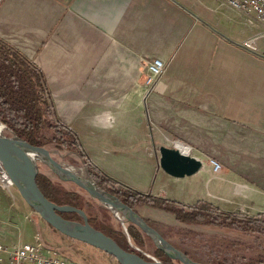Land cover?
Masks as SVG:
<instances>
[{"label": "crops", "instance_id": "obj_1", "mask_svg": "<svg viewBox=\"0 0 264 264\" xmlns=\"http://www.w3.org/2000/svg\"><path fill=\"white\" fill-rule=\"evenodd\" d=\"M263 32L223 0H0V38L43 71L95 169L157 199L228 213L249 204L264 214V59L244 47ZM152 59L167 69L149 88ZM177 143L203 162L196 175L158 169L160 147ZM173 187L179 198L168 197ZM16 194L0 187V245L10 248L26 243L29 211Z\"/></svg>", "mask_w": 264, "mask_h": 264}, {"label": "trees", "instance_id": "obj_2", "mask_svg": "<svg viewBox=\"0 0 264 264\" xmlns=\"http://www.w3.org/2000/svg\"><path fill=\"white\" fill-rule=\"evenodd\" d=\"M0 122L12 134L34 147L50 150V147L55 145L58 150L75 153L86 166L90 179L141 216L139 209L147 206L174 217L178 226L144 219L192 261L201 264H264V214L251 217L243 213H228L207 201L186 205L173 200L157 199L123 186L95 169L77 133L59 118L43 71L23 53L1 39ZM37 184L49 201L59 206L70 205L85 212L91 226L111 237L124 250L149 262L157 257L165 264H183L170 259L159 249L155 250V257L141 249L140 246H144L142 236L146 234L130 222L127 225L130 239L121 232L102 230L94 222L96 217H92L87 199L79 197L75 191L62 189L41 170L37 176ZM81 191L88 196L84 190ZM88 198L91 202L94 201L91 197ZM60 214L65 219L73 220V217H77L78 221L82 222L77 213ZM189 226L232 231L242 238H250L251 241L199 233L188 228ZM245 252L253 257L247 259Z\"/></svg>", "mask_w": 264, "mask_h": 264}, {"label": "water", "instance_id": "obj_3", "mask_svg": "<svg viewBox=\"0 0 264 264\" xmlns=\"http://www.w3.org/2000/svg\"><path fill=\"white\" fill-rule=\"evenodd\" d=\"M0 125L3 131L7 129L1 122ZM3 131H0V165L4 174L27 205L53 229L65 237L103 251L113 257L118 264H165L156 258H152L151 262L146 261L139 255L124 250L111 237L91 226L82 210L70 205L59 206L49 201L37 184L39 164L46 165L61 181L73 183L87 192L91 198L109 209L123 225L130 222L138 226L170 259L183 264H201L192 261L186 254L176 249L149 226L144 217L102 190L92 179L58 162L49 150L34 147L14 134L7 136ZM159 153L161 170L175 179L194 176L203 169L202 161L182 152L179 147L161 146ZM60 213H77L82 222L65 219Z\"/></svg>", "mask_w": 264, "mask_h": 264}, {"label": "rangeland", "instance_id": "obj_4", "mask_svg": "<svg viewBox=\"0 0 264 264\" xmlns=\"http://www.w3.org/2000/svg\"><path fill=\"white\" fill-rule=\"evenodd\" d=\"M4 39L8 40V38H3L1 40L5 41ZM9 39L12 40V37H10ZM3 132L7 136L13 135L8 129H5ZM49 151L51 152L53 158L56 159L58 162L88 177L86 166L84 165V163L82 162L81 158L78 155L72 152H68L66 150H58L55 145H52ZM39 169L50 179L56 181L59 187H61L62 189L75 191L77 192L79 197L81 196L87 199V201L91 206L89 210L92 214V217H96L94 222L102 230L106 232H114V233L121 232L126 237H128L129 233L128 230L126 232V229L129 222H126L125 225H123L112 213H110L111 211L109 209L108 210L110 212H108L106 210L107 208L104 207L100 202H98L93 198L92 199L94 201L91 202L88 198V196L90 197L89 194L87 196L84 192L81 191L79 187L73 185L72 183H65L61 181L46 165L39 164ZM158 169H160V165L158 166ZM58 181H61V183ZM11 185L12 184L10 183L9 179L6 176L0 174V187L9 188L11 187ZM172 189L174 191L173 193H170L168 197L170 198L172 197L173 199L179 198V196L176 193V188L173 187ZM172 189L170 190L172 191ZM16 202L19 206L24 205V209H26V212L29 211V213L26 214L27 219L24 213H21V221L24 222L27 227L26 238H25L26 243H33L35 241V236L39 235L40 240L44 244L58 250L63 257L70 259L78 264H118L113 257L104 253L103 251H100L85 243H81L73 239H70L68 237H65L64 235L53 229L27 205V203L22 199L19 193L16 194ZM17 210L23 212V209H21L20 207H17ZM139 211L142 214V216L146 219L162 222L164 224H168L172 226H178L174 218L164 212L151 209L147 206L140 208ZM231 211H234L235 213H243L247 216L255 217L257 214H259L258 212L261 210L258 207H253L252 205L246 204L244 207L240 205H236L234 208H232ZM73 218H74L73 220L75 221L79 220L77 217H73ZM188 228L199 233L204 232L209 235H214L218 237H228L230 239L239 238L247 242L251 241L250 238H246V239L242 238L241 235L232 233V231H227V230L222 231L219 229H213L210 227H203V226H189ZM142 238H143L144 246H140L141 249H143L153 257H155V250L158 248L155 246L152 239L146 235L142 236ZM127 239L130 238L128 237ZM240 255L243 256L242 254ZM244 255H246L247 259L253 257L252 255L251 256L247 255V253ZM155 258L158 259L157 257Z\"/></svg>", "mask_w": 264, "mask_h": 264}, {"label": "built area", "instance_id": "obj_5", "mask_svg": "<svg viewBox=\"0 0 264 264\" xmlns=\"http://www.w3.org/2000/svg\"><path fill=\"white\" fill-rule=\"evenodd\" d=\"M223 5L233 11L244 15H254L262 24H264V0H223ZM264 38V32L257 34L249 39L244 47L256 52L264 59V52L258 53L256 41ZM167 65L160 59L147 60L148 76L145 84L152 87L166 71ZM212 172L219 174L222 171V165L210 160ZM87 169V168H86ZM0 264H78L67 259L59 253L58 250L47 246L41 240L39 235L35 236L33 243H25L16 248L0 245Z\"/></svg>", "mask_w": 264, "mask_h": 264}, {"label": "bare ground", "instance_id": "obj_6", "mask_svg": "<svg viewBox=\"0 0 264 264\" xmlns=\"http://www.w3.org/2000/svg\"><path fill=\"white\" fill-rule=\"evenodd\" d=\"M0 131H3V128H2V126L0 125ZM177 145L180 147V149H181V151H187V149L182 145V144H180V143H177ZM0 174H2L3 176H6L5 174H4V172H3V169H2V167H1V165H0ZM7 177V176H6ZM8 178V177H7ZM9 179V178H8ZM10 181V180H9ZM11 183V182H10Z\"/></svg>", "mask_w": 264, "mask_h": 264}]
</instances>
